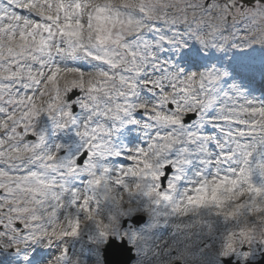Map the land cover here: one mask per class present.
I'll return each mask as SVG.
<instances>
[{"label":"snow or ice","instance_id":"snow-or-ice-1","mask_svg":"<svg viewBox=\"0 0 264 264\" xmlns=\"http://www.w3.org/2000/svg\"><path fill=\"white\" fill-rule=\"evenodd\" d=\"M110 245L264 261V0H0V264Z\"/></svg>","mask_w":264,"mask_h":264},{"label":"water","instance_id":"water-1","mask_svg":"<svg viewBox=\"0 0 264 264\" xmlns=\"http://www.w3.org/2000/svg\"><path fill=\"white\" fill-rule=\"evenodd\" d=\"M106 257L108 264H116V262L129 264L131 260V254L125 246L117 247L115 245H110L106 251ZM261 264H264V261H262Z\"/></svg>","mask_w":264,"mask_h":264},{"label":"rangeland","instance_id":"rangeland-1","mask_svg":"<svg viewBox=\"0 0 264 264\" xmlns=\"http://www.w3.org/2000/svg\"><path fill=\"white\" fill-rule=\"evenodd\" d=\"M252 87H259V85L258 84H254V85H252ZM257 94H259V93H257Z\"/></svg>","mask_w":264,"mask_h":264}]
</instances>
